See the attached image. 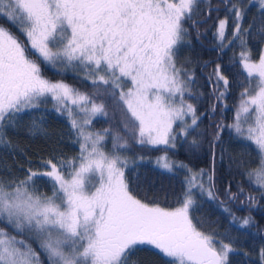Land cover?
I'll use <instances>...</instances> for the list:
<instances>
[{
  "label": "snow or ice",
  "instance_id": "snow-or-ice-1",
  "mask_svg": "<svg viewBox=\"0 0 264 264\" xmlns=\"http://www.w3.org/2000/svg\"><path fill=\"white\" fill-rule=\"evenodd\" d=\"M257 3L264 16V0ZM199 5L200 0H0V18L27 37V45L22 44L0 26V121L51 97L56 110L67 113L80 144L79 156L70 161H44L47 171L28 169L19 180L0 176V220L20 234L28 232L30 238L43 237L39 246L48 264H128L132 252L142 245L158 249L170 258L168 264H228L231 244L197 228L189 215L190 194L172 209L137 198L125 178L127 161L118 154L127 142L108 128L102 133L86 131L93 117L108 115L95 97L115 96L116 89L126 107L124 128L131 126L135 133L138 126L139 143L167 145L176 138L175 122H181L184 134L197 125L195 108L184 101L192 77L177 67L176 49L188 34L184 22ZM246 8L236 0L227 9L234 13L232 39L227 36L228 17L218 20L213 35L221 50L236 40L246 49L245 37L255 23L254 19L243 27ZM258 34L264 36V24ZM41 63L84 69L95 92L46 79ZM240 63L250 87L241 93L235 122L229 127L255 146L258 165L248 177L264 190V51L254 61L250 49L242 50ZM214 73L216 90L223 81L226 91L229 82L220 65ZM129 81L131 86L124 91ZM225 91H219L217 100ZM188 114L191 124L184 123ZM106 136L113 140L111 153L103 149ZM0 144H7L2 126ZM157 163L163 169L173 167L166 156ZM65 167L70 171L65 172ZM41 177L51 181V195L39 194L33 187ZM195 179L194 175L189 183ZM208 195H213L210 189ZM248 200L255 198L249 195ZM250 223L251 217H245L240 227ZM260 257L264 264V248ZM0 264L42 262L30 244L0 228Z\"/></svg>",
  "mask_w": 264,
  "mask_h": 264
},
{
  "label": "trees",
  "instance_id": "trees-1",
  "mask_svg": "<svg viewBox=\"0 0 264 264\" xmlns=\"http://www.w3.org/2000/svg\"><path fill=\"white\" fill-rule=\"evenodd\" d=\"M231 2L200 0L195 14L184 22L188 34L177 46L176 64L192 77L184 98L195 108L198 123L187 134L176 135L175 147L139 143L138 126L135 133L131 126L124 128L122 111H126V107L119 100V89H116L115 96L102 94L95 97L96 103L105 105L108 115L95 116L90 126L101 133L105 128L113 133L119 132L127 142L125 148L118 150V154L127 161L125 178L137 198L172 209L182 204L186 193L190 194L193 200L190 217L197 228L217 241L231 244L233 251L229 253L228 264H262L264 191L248 177V171L257 167L258 157L255 146L235 133L229 125L234 121L241 93L250 86L240 63V53L250 49L252 59H259L264 51V36L258 34V29L264 24V16L257 2L241 0V6H247L243 27L248 28L255 19L251 32L245 37L246 49L236 40L230 47L221 50L213 33L218 20L227 16V36L232 39L234 13L227 11ZM0 26L26 45L18 27L4 18H0ZM30 58L37 59V56L30 54ZM217 65H220L221 74L229 82L226 91L223 81H219V90H216L214 69ZM41 72L53 82H65L88 94L95 92L92 80L84 69L72 67L62 71L41 63ZM219 91H225V95L217 100ZM56 107V103L48 97L38 106L2 121L0 126L7 144H0V176L23 179L28 169L47 171L43 166L44 161L51 159L58 163L61 159L70 161L79 156L77 133L71 128L67 114L58 112ZM178 127L176 124L175 129ZM217 134L219 139L215 138ZM102 144L105 152H112L111 136H106ZM162 156L173 162L171 170L163 169L157 163ZM67 171L70 169L65 167ZM194 175L196 179L190 184ZM98 182L97 176L95 183ZM33 187L39 194H52L51 181L46 177L37 178ZM209 189L213 194L211 197L208 195ZM232 194H236V197L232 198ZM249 195L255 200H248ZM245 217H251V223L242 228L240 225ZM0 228L17 240H25L30 245L34 243L35 236L30 238L28 232L20 234L2 220ZM34 248L42 264H48L44 252L37 246ZM169 260L153 246L142 245L132 252L128 264H168Z\"/></svg>",
  "mask_w": 264,
  "mask_h": 264
},
{
  "label": "rangeland",
  "instance_id": "rangeland-1",
  "mask_svg": "<svg viewBox=\"0 0 264 264\" xmlns=\"http://www.w3.org/2000/svg\"><path fill=\"white\" fill-rule=\"evenodd\" d=\"M252 1H255V2H257V0H252ZM21 34H22V38H24V41L26 42V45H27V37L21 32ZM226 42H228V41H224V43L225 44H227ZM178 46V45H177ZM37 56V55H36ZM45 65L46 66H48V67H51L52 69H56V70H62V71H66V70H70L71 68H72V66H65V65H62V64H57L56 66H52L51 64H46L45 63ZM47 79V78H46ZM65 83V82H64ZM125 85H127V86H125ZM125 85H124V91H127V88L128 87H130L131 86V84H130V81L129 82H127V83H125ZM250 87V86H249ZM120 90V89H119ZM187 93V91L185 92V94ZM185 94H184V96H185ZM49 98H51V97H49ZM178 99L179 98H177V101H178ZM242 99V98H241ZM240 99V100H241ZM184 101H185V104H189L188 103V101H186L185 100V98H184ZM240 102V101H239ZM239 102H238V105H237V107H236V111H237V108H238V106H239ZM54 103H56L55 101H54ZM236 111H235V113H234V115L236 114ZM66 113V112H65ZM67 114V113H66ZM94 118V117H93ZM92 118V119H93ZM191 121H192V116H191V114H188V115H186L185 116V120H184V123L185 124H191ZM234 122H235V116H234V121H233V123L232 124H234ZM2 123V121H0V124ZM176 124H178L179 125V127H178V129L176 130L175 129V126H176ZM231 124V125H232ZM182 124H181V122H179V121H177V122H175L174 123V125H173V128H174V135H175V137H176V135L178 134V133H181V128H182ZM244 127L246 128L247 127V124H245L244 125ZM91 128V126H88L87 128H86V131H90V132H98V131H94L92 128ZM232 128V127H231ZM233 130H234V132L236 133V131H235V129L233 128ZM181 134H183V133H181ZM138 135H139V133H138ZM240 136V135H239ZM240 137H242L244 140H246L243 136H240ZM248 141V140H247ZM250 142V141H249ZM173 144H175V140L174 141H170L169 142V144H167L166 146H172ZM162 145H165V144H162ZM264 191V190H263ZM189 215H190V210H189ZM43 239V237H35V240H34V243L31 245V247L35 250V246H37V247H39L40 248V246H39V242L41 241ZM217 247H219V244H217ZM41 249V248H40ZM37 253V252H36ZM38 254V253H37ZM45 258H46V260H47V257H46V255H45ZM48 262V261H47Z\"/></svg>",
  "mask_w": 264,
  "mask_h": 264
}]
</instances>
